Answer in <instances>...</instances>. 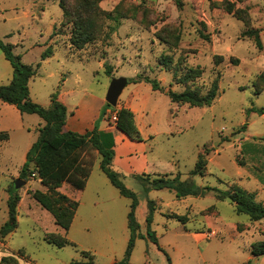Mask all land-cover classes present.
<instances>
[{
    "label": "rangeland",
    "instance_id": "374dc122",
    "mask_svg": "<svg viewBox=\"0 0 264 264\" xmlns=\"http://www.w3.org/2000/svg\"><path fill=\"white\" fill-rule=\"evenodd\" d=\"M181 1L178 7L174 0H102L105 15L96 21L95 39L75 50L70 44L73 24L63 18L59 0H0V39L18 45L13 52L38 68L29 88L32 100L44 107H49L51 96L62 90L67 78L68 89L82 82L81 89L103 95L113 78L141 75L157 79L162 90L156 91L166 96L169 89L183 92L187 87L203 95L217 80L218 94L211 106H169L160 97L151 102L156 132L152 155L172 173L122 177L137 194L138 232L144 235L136 238L128 264H264V255L251 254L254 244L264 241V219L253 222L238 214L231 200L218 199L212 190L181 199L169 189L144 192L154 178L178 176L193 179L200 188L230 191L238 186L264 204V114L257 112L264 108V80L259 79L264 73V0H228L246 11V21L227 13L221 5L225 0ZM246 29L260 31L261 48L254 39L242 36ZM49 46L56 57L44 63L41 55ZM161 55L171 58L172 69L159 65ZM216 55L222 56L217 64ZM0 58L5 59L1 50ZM196 68L201 69L200 77L188 84L177 83L175 72L181 77ZM23 115V120L18 119L10 109L0 108V128H4L0 132L9 133L7 140L0 135V228L8 220V191L15 188L17 179L26 181L20 169L39 136V123H44L37 114ZM165 119L170 121V131ZM205 151L204 174L193 176L191 171ZM100 158L96 154L90 189L99 188L108 198L98 207L89 202L80 205L68 232L28 194L47 190L40 181L32 178L15 188L21 196L18 226L0 238V260L14 256L18 264H70L73 260L115 264L124 258L131 199L110 194L119 192L102 173ZM149 200L155 203L151 228L158 244L147 236ZM51 234L56 241L67 239L73 245L56 247L49 243Z\"/></svg>",
    "mask_w": 264,
    "mask_h": 264
},
{
    "label": "trees",
    "instance_id": "16d2710c",
    "mask_svg": "<svg viewBox=\"0 0 264 264\" xmlns=\"http://www.w3.org/2000/svg\"><path fill=\"white\" fill-rule=\"evenodd\" d=\"M70 0H59V6L63 12V18L68 20V23L73 24L70 44L73 49H83L96 36V21L105 15L100 8L102 0H74L72 5ZM178 7L183 5L181 0H174ZM215 4V3H214ZM223 9L234 15L238 20L246 21L248 15L245 10L236 8L235 3L225 0L222 1ZM243 37L254 39L257 47H262L260 40V31L257 29H246ZM205 39L207 35L203 34ZM14 45L5 43L0 39V50L5 58L10 62L13 68V78L7 85L0 86V102H4L15 106L21 114H37L45 123L39 128V136L31 145L27 154L26 160L20 169V177L27 182L32 179L35 174V179H39L41 184L47 189L42 191L36 189L29 191L28 194L38 202V204L51 213L55 219V224L64 229L66 232L70 229L74 220L75 214L79 207V202L71 199L66 194L61 193L60 188L64 183L71 185L76 190H84L86 184L92 174L93 167L96 163V154L100 155V169L109 179L111 184L116 187L120 194L130 198V208L127 215L129 240L125 250L124 258L115 264H128L135 245L137 237L144 238L142 233H139V223L136 220V210L139 205L137 194L128 189L122 181V175L113 168V160L115 157L114 138L111 132H105L99 129V120L94 127L84 133L74 131H65L67 108L58 99V94L51 96V104L49 107H44L41 104L34 102L30 95L29 83L36 76L38 68L30 64H26L22 60V56L13 52ZM53 55V47L49 46L41 55V59L45 60ZM216 64L221 62L222 56H215ZM237 64L238 59L234 60ZM159 65L165 69H172L171 58L168 55L159 57ZM39 67V66H38ZM106 73L111 74V66L107 65ZM201 69H190L181 77H178L176 72L174 77L177 83L188 84L195 78L200 77ZM261 81L264 80V73L259 76ZM141 81L148 82L154 90H162L160 82L157 79L142 77L138 75L136 78H129L128 84L138 83ZM219 89L218 81L212 83L211 88L205 94H200L196 90L187 87L183 92H175L171 89L167 91V95L172 103L187 104L189 107H205L211 106L217 97ZM116 112L115 125L116 128L128 136L131 140L142 141V135L137 126L135 115L129 108L117 106L113 107L108 103L105 104L101 119L109 117L107 111ZM257 112L264 114V108L257 109ZM247 124L243 125L246 128ZM8 139L9 135L6 132H1ZM206 154L201 153L196 162L195 168L191 171L193 176H203L206 167ZM239 165L245 166L243 161L238 162ZM136 175H134L135 177ZM169 189L175 192L178 199L187 196H200L206 191H214L217 193L218 199H229L235 205V211L238 214L247 215L251 221L256 222L264 219V204L256 200V196L252 192H248L238 186H234L230 191H221L217 187H198L193 179L181 180L180 177L163 178L158 177L152 179L145 187V194L151 190ZM7 200L8 220L0 228V238H5L7 235L16 230L18 226L17 209L21 196L15 188L8 191ZM155 203L148 201V212L146 215L147 236L158 244V239L151 225L154 220ZM182 219V218H181ZM180 220V219H179ZM49 243L56 247L62 248L67 245H73L69 240L62 239L56 241L49 236ZM251 254L254 257L264 255V241H259L254 244ZM82 255L87 257V252L83 251ZM18 264L14 256H3L0 264ZM70 264H95L92 260H73ZM247 264H250L248 262Z\"/></svg>",
    "mask_w": 264,
    "mask_h": 264
},
{
    "label": "crops",
    "instance_id": "0c3cea01",
    "mask_svg": "<svg viewBox=\"0 0 264 264\" xmlns=\"http://www.w3.org/2000/svg\"><path fill=\"white\" fill-rule=\"evenodd\" d=\"M17 46L18 45H14L13 51L17 49ZM68 48H70V46ZM72 56H75V53H72ZM55 57L56 55L53 53L51 57L45 59L43 62L47 63L50 59H53ZM79 59L88 60L87 58ZM99 63L101 64L100 60ZM10 66L11 64L6 58L4 59V61L0 58V82L9 81L8 84L11 82L13 78V68L12 66ZM34 77L32 79H34ZM76 80L79 81L80 79L76 78ZM67 81L68 78L64 80L65 84L62 90L58 91V99L67 108L66 124L64 126L65 131L84 133L87 130L92 129L95 123L99 120V129L105 132H111L113 134L115 150L113 168L125 179H134V175L144 172L153 174L172 173L167 172L169 171L170 167L166 166L165 162L159 161V158H157L155 155H152V152L155 149L154 135H156V132H154V119L150 117L151 115H154V110H151L150 108L151 102L153 100H155L156 102L157 99L160 100L158 98L160 97L164 99V101H166L167 105L171 106L173 103L168 96L154 90L152 88V85L148 82L131 83L127 85L126 93H123V95H121L120 99L118 100L117 109L124 107L129 108L133 111L137 126L143 139L142 141H134L116 128L115 120L113 118V113L116 112H111L110 110H108L107 115L109 117H105L103 119L100 118L102 110L107 103L105 100L106 94L102 95L99 93H93L87 90H83L81 89L82 82H77L75 87L68 89L66 87ZM50 104L51 101L48 106H50ZM0 108H4L5 110L10 109L12 113H15L18 119H24V115L21 114L19 110L13 105L0 102ZM166 117H168V114L166 115ZM165 121L166 126L168 127L167 130L170 131V121L168 119H165ZM44 123H39L38 132L39 128L43 126ZM1 129L4 128H0V130ZM2 132L8 133V131ZM2 140L7 139L3 138ZM161 170H164V172H162ZM35 178L36 177H34L33 179ZM37 180L40 181L39 179ZM92 182L93 181L91 174L84 190H76L67 183H64L60 188H58V190L63 194L69 196L71 199L78 200L79 207L85 202L92 203L93 205L98 207L100 201H105L108 196L104 197L99 188H96L95 190L90 189ZM110 194L114 195L115 199L116 197L118 199L122 198L119 197L122 196L120 192V195L115 193L114 191H112ZM77 218L78 213L76 212L72 225L75 224Z\"/></svg>",
    "mask_w": 264,
    "mask_h": 264
},
{
    "label": "water",
    "instance_id": "95a60500",
    "mask_svg": "<svg viewBox=\"0 0 264 264\" xmlns=\"http://www.w3.org/2000/svg\"><path fill=\"white\" fill-rule=\"evenodd\" d=\"M127 85H128V78L123 76L113 78L106 93V97H105L106 102L113 107L117 106L119 97ZM25 184L26 181L22 179H17L15 181V188L19 189Z\"/></svg>",
    "mask_w": 264,
    "mask_h": 264
},
{
    "label": "built area",
    "instance_id": "2783aa9c",
    "mask_svg": "<svg viewBox=\"0 0 264 264\" xmlns=\"http://www.w3.org/2000/svg\"><path fill=\"white\" fill-rule=\"evenodd\" d=\"M113 118H114V120H116V113H113ZM34 177H35V174H33L32 178H34Z\"/></svg>",
    "mask_w": 264,
    "mask_h": 264
}]
</instances>
